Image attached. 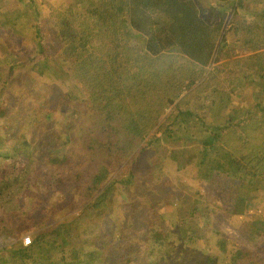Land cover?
Segmentation results:
<instances>
[{"label":"trees","instance_id":"1","mask_svg":"<svg viewBox=\"0 0 264 264\" xmlns=\"http://www.w3.org/2000/svg\"><path fill=\"white\" fill-rule=\"evenodd\" d=\"M217 1L225 5L231 2ZM77 3L67 6V14H61V21L52 26V39L59 48L56 66L51 70L57 76L56 84L43 87L47 94L59 87L63 92L61 106L77 102L87 109L79 127L78 156L84 162V171L76 178L83 183L75 185L73 192L82 206L74 215L70 213L75 207L58 211L57 202L50 203L49 212L60 213L59 218L48 227L33 225L31 231V223L17 222L22 209L14 203L25 191L7 193L10 185L0 180V221L4 222L0 234L20 238L24 230L31 231L28 246L19 240L11 249L0 248V264L251 261V252L244 248L235 247L229 253L223 250L224 254L217 256L205 254L208 249L204 243L211 231H197L196 215L203 214L209 205L198 193L184 196L185 206L180 199L170 201L162 214L154 209L150 199L146 200L157 218L174 216L173 233L181 250L167 249L168 256L172 252L179 255L173 256V262L166 263V256L155 263L134 261L128 256L132 246L115 256L111 241L104 239L99 244L93 227L94 219L106 213L117 190L134 192L132 186L139 182L134 168L139 160L152 153L159 162L155 168L165 161L175 164L174 149H180L186 154L185 165L192 166L198 180L213 189L225 205L222 213L228 221L242 218L239 230L248 236L262 232L264 9L255 15L258 20L248 25L234 20L236 9L243 8L242 0L236 1L230 18L228 7L220 13L212 8L205 18L194 0H104L92 12L78 16L73 12V17ZM230 31L242 33V39L229 45L226 34ZM172 48L178 49L181 56L167 53ZM43 56L40 64L47 67L48 57ZM42 69L37 71L40 76L45 74ZM37 96V100L42 99L41 110L37 111L40 120L32 130L42 125L46 133L51 129L47 124L52 112L42 116L47 110L41 107L49 100H45V95ZM8 113L6 106L0 105V122L8 118ZM33 148L28 141L6 146L1 137L0 159H20L28 167ZM176 166L179 170L178 163ZM43 180L51 189L60 183L59 176L52 172ZM6 203L14 204L4 218ZM68 203L74 205L69 198ZM255 206L257 217L244 221L246 213ZM208 216L203 214V218ZM128 238L126 235L121 239Z\"/></svg>","mask_w":264,"mask_h":264},{"label":"rangeland","instance_id":"2","mask_svg":"<svg viewBox=\"0 0 264 264\" xmlns=\"http://www.w3.org/2000/svg\"><path fill=\"white\" fill-rule=\"evenodd\" d=\"M103 1L0 0V105L6 106L9 112L8 118L0 122V138L2 137L6 146L9 147L22 141H28L34 147L33 159L28 167L26 162H21L20 159H0V180L4 185H10L6 188L7 193L25 191V194L14 203L21 207V214L23 213L19 215L17 222L31 223V231L35 228L33 225L43 224L48 227L59 218L60 213L49 212L50 203L57 202L56 210L58 211H62L66 206L75 207L73 213H70L74 215H78V208L82 206L73 192L75 185L83 183V180L77 182L76 178L84 171V162L78 156L81 142L79 127L84 121V111L87 109L77 102L61 106L63 92H60L58 86V88L55 86L52 91L49 90L50 94L44 90V85H55L54 79L57 77L51 70L54 71L53 66H56L59 48L52 39L51 29L55 22L61 21V14H67V6L76 5L78 2L77 9H71L74 17L73 12L76 16L92 12ZM194 1L205 18L208 17L212 8L219 12L227 7L230 18L233 13L232 7L237 0H230L228 5L219 3L217 0ZM241 4L243 8L236 9L234 20L248 25L257 21L258 17L255 15L260 14L264 9V0H242ZM242 36V33L236 35L232 31L226 34L229 45L235 41L239 42ZM41 49L48 57L47 67L40 64L45 57ZM167 53L181 56L176 48L168 50ZM179 62L184 63L183 60ZM184 64L188 66L187 63ZM51 66L52 69H50ZM39 67L43 68L42 71L45 73L43 76L37 74ZM210 70L211 67L207 68V72ZM37 95H45V100H49L46 106L43 104L41 107L47 110L43 111L42 116L44 112H52L47 124L51 129L46 133L42 125L32 130L40 120L37 111L41 110L42 99L37 100ZM173 155L176 158L175 164L165 161L160 163L158 168H155V164L159 163L155 159V154H148L147 157L139 160L134 168L139 178V182L132 186L134 192L123 193L117 190L114 201L110 203L106 213L94 219L93 228L94 233L99 235V244L104 239L111 241V245L116 248L115 256L122 255L132 246L133 251L128 256L140 263L142 260L155 263L165 256L168 258L166 263L173 262L175 258L173 256L177 257L178 254L172 252L168 256L167 249L172 247L175 251L181 250L177 235L173 233L174 216L173 214L170 217L164 215L166 216L164 219L160 215L157 218L146 200L150 199L154 209L161 211L160 214H162L163 208L170 201L180 199L181 205L185 206L184 196L189 193L194 195L198 193L208 201L205 204L209 205L203 212L205 215L209 214V218H203L202 213L196 215L199 217L197 231L200 228L211 231V235H208L210 240L208 237L207 242L204 243L208 249L205 250V254L217 256L224 254L223 250L229 253L228 251L235 247L244 248L251 252L252 260L239 261L237 264H264V227L262 232L252 236H248L244 230L241 232L239 224L242 218L235 217L228 221L222 213L225 205H222L218 196H215V191L198 180L192 166L185 165L186 154L180 149H174ZM177 163L180 166L179 170ZM51 172L56 173L60 179L55 189L45 186L46 181L43 180ZM16 179L17 182H15ZM221 185L227 187L223 183ZM28 197L30 201H27ZM61 197H64L63 201H60ZM67 197L74 202V205L68 203ZM14 203L4 204V214H2L4 218ZM256 209L258 208L255 206L253 210L247 212L243 220L253 221L257 217ZM161 220H164V225ZM3 225L4 222L0 221V227ZM123 227H126L125 230H122ZM31 231L24 230L20 238L0 234V248L15 247L19 240L25 237L31 238ZM126 235L130 238L123 241L121 238Z\"/></svg>","mask_w":264,"mask_h":264},{"label":"built area","instance_id":"3","mask_svg":"<svg viewBox=\"0 0 264 264\" xmlns=\"http://www.w3.org/2000/svg\"><path fill=\"white\" fill-rule=\"evenodd\" d=\"M22 244H23V246H28L30 244V238L29 237L23 238ZM3 246H5V245H3Z\"/></svg>","mask_w":264,"mask_h":264}]
</instances>
